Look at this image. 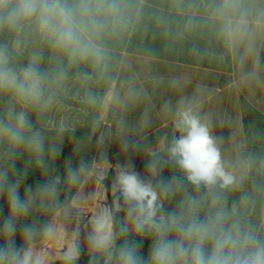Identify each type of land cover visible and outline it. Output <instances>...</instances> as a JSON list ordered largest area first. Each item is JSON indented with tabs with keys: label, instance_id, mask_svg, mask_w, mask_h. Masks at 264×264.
Returning <instances> with one entry per match:
<instances>
[{
	"label": "clouds",
	"instance_id": "clouds-1",
	"mask_svg": "<svg viewBox=\"0 0 264 264\" xmlns=\"http://www.w3.org/2000/svg\"><path fill=\"white\" fill-rule=\"evenodd\" d=\"M121 10L118 0H0V200L8 209L0 219V264H50L49 242L59 244L70 224L77 226L57 258L77 264L83 254V189L93 179L103 183L107 155L68 161L63 177L53 175L65 134L75 129L66 116L55 119L52 113L73 79L85 86L74 93L81 103L119 101L117 91L101 95L90 85L111 84L103 35L120 22ZM214 16L229 46L264 33V0H220ZM45 48L48 67L41 63ZM25 53L28 62L22 64ZM85 65L91 70L81 71ZM91 123L99 128L103 121L96 116ZM46 125L54 135H47ZM175 128L180 135L164 147L134 146L148 156L143 174L131 162L116 169L112 190L122 203L90 218L89 264H264V152L222 155L209 125L190 110L177 112ZM104 141L102 133L98 143ZM83 146L77 142L75 151ZM30 171L46 179L25 186ZM121 210L124 218L118 217ZM38 215L46 219L29 220ZM145 241L147 258L141 254Z\"/></svg>",
	"mask_w": 264,
	"mask_h": 264
},
{
	"label": "crops",
	"instance_id": "crops-1",
	"mask_svg": "<svg viewBox=\"0 0 264 264\" xmlns=\"http://www.w3.org/2000/svg\"><path fill=\"white\" fill-rule=\"evenodd\" d=\"M122 5L121 20L105 31L103 41L109 50L108 77L90 86L97 94L109 88L119 93V101L103 106H88L75 98L77 89L83 90L78 80L69 82V93L53 113L55 119L67 117L74 132L81 138L64 140L61 155L53 166V175L63 177L65 164L80 159L99 160L106 152L107 163L101 167L110 174L108 185L90 180L83 191L86 200L79 222L83 257L89 264L86 234L89 220L104 207H115L112 184L115 171L121 164L131 162L134 169L146 163L148 156L141 151L159 149L167 139L179 136L175 128L177 112L190 110L206 122L216 137L222 155L234 157L246 154L245 128L254 148L264 152V33H257L246 42L227 45L219 34L214 8L220 0H118ZM27 60V53L24 54ZM50 59L47 67L50 64ZM42 63V62H41ZM71 101L73 103H68ZM99 116L103 123L94 128L91 121ZM35 121L36 117L33 115ZM47 132H52L46 125ZM104 144L98 143L101 134ZM47 135L51 136L52 134ZM130 147L126 150L123 142ZM77 142L83 143L80 152ZM21 171L24 160L17 165ZM105 178V179H106ZM46 179L39 172H29L25 186L35 187ZM23 195V189L21 190ZM64 194L62 193L61 199ZM0 219L7 216L5 201L0 200ZM122 218L125 217L123 210ZM42 223L46 217L38 215L29 220ZM69 235L50 247V264L63 262L57 258L71 240ZM131 236V235H129ZM20 240L17 238V245ZM148 242L141 247L147 258Z\"/></svg>",
	"mask_w": 264,
	"mask_h": 264
},
{
	"label": "trees",
	"instance_id": "trees-1",
	"mask_svg": "<svg viewBox=\"0 0 264 264\" xmlns=\"http://www.w3.org/2000/svg\"><path fill=\"white\" fill-rule=\"evenodd\" d=\"M49 59H50V53H49L48 49L45 48L44 49V59L42 61V67H47ZM27 62L28 61L25 60L24 55L22 57H20V63L26 64ZM84 70L90 71L91 69L87 65H85V66H82V68H81V71H84ZM74 72H75V69H73V73ZM67 102L68 103H73L71 101H67ZM47 133L54 135L53 131L52 132H47ZM81 135H82V133H80V132H68V133L65 134L64 140L68 141V140L73 139V138H81L82 137ZM172 138L173 137L167 139V144L170 143ZM245 141H246V153H248V152H257V153H259V150L254 148V146L252 144V140H251L250 134H249V131L246 128H245ZM145 164L146 163L141 164L138 168L140 170L145 171ZM164 175H165V178H167L169 176V172L165 171ZM109 179H110V174H109V176L106 179H104L102 184L108 185ZM110 207H112V204H110ZM118 217L122 218V213L121 212H118ZM127 239L131 241V240L136 239V237L134 235H131V236H128ZM119 242H122V240L119 241ZM86 263H87V261L85 260V258L83 257V254H82L79 257V260L77 261V264H86ZM52 264H63V262H57V263H52Z\"/></svg>",
	"mask_w": 264,
	"mask_h": 264
}]
</instances>
